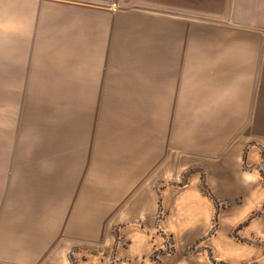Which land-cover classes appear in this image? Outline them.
Segmentation results:
<instances>
[{
  "label": "crops",
  "instance_id": "obj_1",
  "mask_svg": "<svg viewBox=\"0 0 264 264\" xmlns=\"http://www.w3.org/2000/svg\"><path fill=\"white\" fill-rule=\"evenodd\" d=\"M211 1L194 8L210 20L178 22L113 0H0L2 107L51 94L68 110L37 133L52 143L33 175L0 149V264H208L184 253L217 211L203 179L219 202L264 206V0Z\"/></svg>",
  "mask_w": 264,
  "mask_h": 264
},
{
  "label": "rangeland",
  "instance_id": "obj_2",
  "mask_svg": "<svg viewBox=\"0 0 264 264\" xmlns=\"http://www.w3.org/2000/svg\"><path fill=\"white\" fill-rule=\"evenodd\" d=\"M181 1V4L173 2L170 8L153 4V0H113V4L107 5L117 8L153 7L157 12L165 13L178 22L211 19L210 12H195L194 9H210L211 0ZM227 1L220 0L219 5L222 6ZM3 104V94H0V149L7 147L10 143L13 149V161L18 160L14 155L22 150L28 162L24 173L33 175L32 169L35 167L30 166V160H35L37 156L43 158L44 155H49L46 150L51 148L52 143V141L39 137L37 133L60 132L64 126H60L57 121L53 124L52 117L63 116L65 118L68 110L57 108L52 101L51 94H28L22 103L24 107L12 109L11 116H9L11 109L4 110ZM12 104L21 105L20 101L16 103L14 97ZM245 168L249 169L246 164ZM15 174L16 172L13 171V184ZM28 180L31 183L33 179L28 178ZM204 182L206 190L216 198L205 180ZM259 191V189H254L251 197L259 196ZM227 200L219 202L216 208L219 211L218 217L217 220L213 218L211 231L196 243L185 247V255L188 256V260L198 263L264 264V206L255 207L252 212H245L249 208V204L244 201L248 200L247 195L242 194L232 201ZM171 243L173 244V240ZM170 249L174 250V247Z\"/></svg>",
  "mask_w": 264,
  "mask_h": 264
},
{
  "label": "trees",
  "instance_id": "obj_3",
  "mask_svg": "<svg viewBox=\"0 0 264 264\" xmlns=\"http://www.w3.org/2000/svg\"><path fill=\"white\" fill-rule=\"evenodd\" d=\"M245 160H246V156H245ZM206 189H207V187H206L205 182H204V179H203V183H202V191H203L204 194L209 195V196H211V197L214 199V201H215V205H216V208H217L218 205H219V201L216 200V198L213 197V196L209 193V191H207ZM218 213H219V211H218V209H217L216 214H215V216H214V220H217ZM245 223H246V222H245Z\"/></svg>",
  "mask_w": 264,
  "mask_h": 264
}]
</instances>
